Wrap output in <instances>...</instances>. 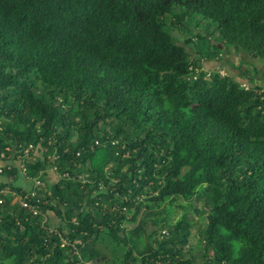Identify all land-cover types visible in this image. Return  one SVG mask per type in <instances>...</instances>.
<instances>
[{"label": "trees", "instance_id": "obj_1", "mask_svg": "<svg viewBox=\"0 0 264 264\" xmlns=\"http://www.w3.org/2000/svg\"><path fill=\"white\" fill-rule=\"evenodd\" d=\"M221 46L264 62V0H0V264H264V86Z\"/></svg>", "mask_w": 264, "mask_h": 264}, {"label": "rangeland", "instance_id": "obj_2", "mask_svg": "<svg viewBox=\"0 0 264 264\" xmlns=\"http://www.w3.org/2000/svg\"><path fill=\"white\" fill-rule=\"evenodd\" d=\"M174 12H176V10ZM172 21H173V18L172 19L169 18L167 23L169 24ZM194 21L198 22L197 24H200V27L197 28V26L193 25L192 23L191 24L186 23V27H187L186 32H182L179 29L178 25H176L174 28H171V34L176 38L178 43L185 45L186 39H188V37L191 38L192 42L186 46L190 53L194 52L195 50V45H194L195 35L201 32L212 31L215 28V24H212L209 20L202 18L200 15H194L193 22ZM188 34H191V35H188ZM216 41H218L217 33L213 32L212 37H211V42L214 43ZM221 47H222L221 48L222 51H221L220 59L215 60L214 62L203 63V69H205L206 71L216 70V71H219L223 75L224 74L230 75L234 77L236 80L244 82L246 85L248 83L247 81H245V77L244 78L241 77L243 72L247 71L249 74H252L253 70L256 69L257 74L253 75L254 83L259 86H264V78H263L264 62H261L255 59H249L237 53L233 48H225L223 46ZM241 78L244 80H242ZM22 184H25V182H22ZM42 187H43V184L41 183L40 188ZM177 203L182 204L184 203V201L182 199H178ZM173 210H174V215L171 218L176 219L179 216L181 210L178 208H174ZM192 215L195 220H198V224L202 223V219H198V217L194 213ZM192 243L194 246H197V239L193 237Z\"/></svg>", "mask_w": 264, "mask_h": 264}, {"label": "built area", "instance_id": "obj_3", "mask_svg": "<svg viewBox=\"0 0 264 264\" xmlns=\"http://www.w3.org/2000/svg\"><path fill=\"white\" fill-rule=\"evenodd\" d=\"M40 185H41V183L39 181L35 180V188L36 189H39L40 188ZM35 194H36V192L35 191H32L31 196L33 197V196H35ZM26 199H27V196L24 197V198L23 197H19L18 198L19 204L22 207L28 208L29 210L35 212L34 208L26 201Z\"/></svg>", "mask_w": 264, "mask_h": 264}]
</instances>
